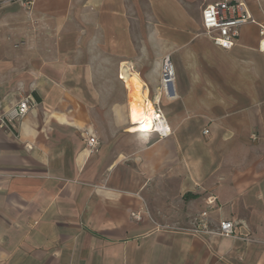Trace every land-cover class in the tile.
<instances>
[{"label": "crops", "instance_id": "obj_1", "mask_svg": "<svg viewBox=\"0 0 264 264\" xmlns=\"http://www.w3.org/2000/svg\"><path fill=\"white\" fill-rule=\"evenodd\" d=\"M214 1L0 0V116L34 102L0 127V264H264V0L230 49ZM167 54L171 134L131 131Z\"/></svg>", "mask_w": 264, "mask_h": 264}, {"label": "built area", "instance_id": "obj_2", "mask_svg": "<svg viewBox=\"0 0 264 264\" xmlns=\"http://www.w3.org/2000/svg\"><path fill=\"white\" fill-rule=\"evenodd\" d=\"M248 22H254V19L246 9L245 0H216L206 4L201 10L202 33L210 38L214 45L223 49H230L234 45L239 27ZM259 34L260 41L264 45V23L259 24ZM174 79L175 72L170 56L164 55L161 60L157 94L152 101L145 100V109L148 102L151 105V111L148 114L150 128L148 131L140 132H154L159 137L171 134V129L160 106V97L173 99L176 96L173 92ZM33 105L34 102L30 97L22 98L6 114L0 116V127L9 128L12 121L23 117ZM207 131L205 129L204 133ZM97 142L95 136L86 138V145L90 151L95 148ZM213 201L214 199L210 197L206 200L207 209L200 213L198 219V223L201 225L199 231L220 236H232L234 233L233 224L229 220H222L216 231L207 228L208 210ZM132 217L140 218L138 213H132Z\"/></svg>", "mask_w": 264, "mask_h": 264}, {"label": "bare ground", "instance_id": "obj_3", "mask_svg": "<svg viewBox=\"0 0 264 264\" xmlns=\"http://www.w3.org/2000/svg\"><path fill=\"white\" fill-rule=\"evenodd\" d=\"M145 109V100L139 99V96H133L131 101V121L132 124L129 126V130L138 131H148L150 128V118L149 115L151 111V105L148 102Z\"/></svg>", "mask_w": 264, "mask_h": 264}, {"label": "rangeland", "instance_id": "obj_4", "mask_svg": "<svg viewBox=\"0 0 264 264\" xmlns=\"http://www.w3.org/2000/svg\"><path fill=\"white\" fill-rule=\"evenodd\" d=\"M136 97V96H135Z\"/></svg>", "mask_w": 264, "mask_h": 264}]
</instances>
